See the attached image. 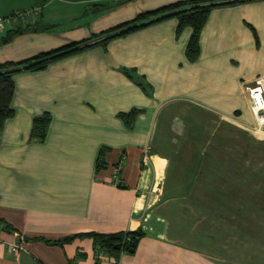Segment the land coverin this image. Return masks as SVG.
Returning a JSON list of instances; mask_svg holds the SVG:
<instances>
[{
  "label": "crops",
  "instance_id": "0c3cea01",
  "mask_svg": "<svg viewBox=\"0 0 264 264\" xmlns=\"http://www.w3.org/2000/svg\"><path fill=\"white\" fill-rule=\"evenodd\" d=\"M175 1L0 0V15L34 9L0 39L43 25L0 41V63L87 40ZM176 26L169 17L12 75L14 113L0 130V264H264L258 139L244 120L246 87L264 80V0L213 8L194 61L185 54L191 28L177 34ZM122 68L143 76L149 91ZM131 109L140 112L128 128L118 114ZM42 113L50 116L46 136L31 140ZM227 126L250 147L220 145ZM139 227L135 253L118 261H95L88 237L41 240ZM18 236L26 242L11 250Z\"/></svg>",
  "mask_w": 264,
  "mask_h": 264
},
{
  "label": "trees",
  "instance_id": "16d2710c",
  "mask_svg": "<svg viewBox=\"0 0 264 264\" xmlns=\"http://www.w3.org/2000/svg\"><path fill=\"white\" fill-rule=\"evenodd\" d=\"M249 1L253 0H179L152 11L140 13L133 20L104 30L97 35H93L92 38L87 40L73 42L20 61L0 63V130L4 121L11 117L14 113L11 107V100L14 93L12 75L14 73L28 70H42L50 62L57 59L84 50L96 44L104 45L113 38L122 36L147 24L169 17L177 19V34H179L185 27L191 28V33L185 48V54L189 61H194L197 59L200 52V33L209 12L216 7L236 5ZM95 5L102 6L103 8L106 7V5L101 3H96ZM42 28L43 25L39 26L37 24H32L24 27L9 29L1 37L0 41L7 42L16 34L26 31H37ZM122 69L123 72L134 79L144 91H149L150 85L147 81H145L143 76L137 75L132 69ZM139 112V109H131L128 112L119 113L118 116L126 127L131 128ZM49 121L50 116L48 113H42L41 115L33 118L30 132L31 140L42 141L45 138ZM144 235L145 232L139 227L133 230L115 232L89 231L68 235L55 240H41L47 244L62 245L65 242L73 240L75 237H88L92 239L96 255L95 261H99L100 256L103 255L107 258L118 261L123 254H134L139 240Z\"/></svg>",
  "mask_w": 264,
  "mask_h": 264
},
{
  "label": "rangeland",
  "instance_id": "374dc122",
  "mask_svg": "<svg viewBox=\"0 0 264 264\" xmlns=\"http://www.w3.org/2000/svg\"><path fill=\"white\" fill-rule=\"evenodd\" d=\"M11 23H7L6 27L11 26ZM5 27V28H6ZM264 83V80L263 82ZM249 117L244 118L247 119L248 121H251L253 123V130L254 135L257 137L258 139V144H257V163H258V169H257V182H258V192L256 194V200H257V210L259 211V214L257 216V222L259 227L264 225V129L259 127L258 121L260 119L258 112L254 113L252 110H250V112H248ZM217 119L211 117V120L209 121L208 124V130L210 132V142L213 143L210 145H216L218 144V138H214L213 135H215L217 133ZM223 133V132H221ZM234 133H235V127L233 128V126H227V128H225V140L223 139V141L220 140V145H227V146H233V145H240L242 148H245L244 146L250 147L249 143H247L246 139H243L242 137L240 139H235L236 142H234ZM227 136V137H226ZM253 148V147H252ZM249 149H247V151L245 152V157H247L248 160V156H249ZM253 154V151H252ZM229 191V196L233 193V188L232 189H228ZM227 205H229V202H227ZM257 237L260 239H264V234L262 232H259L257 234ZM262 254H264V252L259 251V256H261Z\"/></svg>",
  "mask_w": 264,
  "mask_h": 264
},
{
  "label": "built area",
  "instance_id": "2783aa9c",
  "mask_svg": "<svg viewBox=\"0 0 264 264\" xmlns=\"http://www.w3.org/2000/svg\"><path fill=\"white\" fill-rule=\"evenodd\" d=\"M34 10V9H32ZM32 10L22 9L9 15H0V30L6 27L7 23H11L16 17L24 13H31ZM247 91L250 99V107L254 113L258 112L260 117L258 124L263 129L264 127V84L261 80H257L252 86H247ZM26 240L22 236H18L16 242L9 245L11 250L21 249Z\"/></svg>",
  "mask_w": 264,
  "mask_h": 264
},
{
  "label": "water",
  "instance_id": "95a60500",
  "mask_svg": "<svg viewBox=\"0 0 264 264\" xmlns=\"http://www.w3.org/2000/svg\"><path fill=\"white\" fill-rule=\"evenodd\" d=\"M263 129H264V127H263Z\"/></svg>",
  "mask_w": 264,
  "mask_h": 264
}]
</instances>
